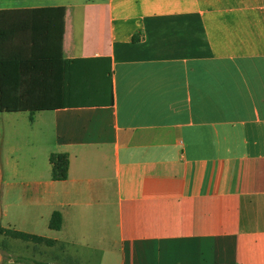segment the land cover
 <instances>
[{
  "label": "crops",
  "instance_id": "0c3cea01",
  "mask_svg": "<svg viewBox=\"0 0 264 264\" xmlns=\"http://www.w3.org/2000/svg\"><path fill=\"white\" fill-rule=\"evenodd\" d=\"M57 6L72 99L30 117L29 176L0 139V264H264V0H0L9 23Z\"/></svg>",
  "mask_w": 264,
  "mask_h": 264
},
{
  "label": "trees",
  "instance_id": "16d2710c",
  "mask_svg": "<svg viewBox=\"0 0 264 264\" xmlns=\"http://www.w3.org/2000/svg\"><path fill=\"white\" fill-rule=\"evenodd\" d=\"M35 16L27 20L9 23L3 19L0 11V109L2 112H30L53 110L67 106L71 101L68 89L70 77L69 63L64 59L62 42L64 33L65 7L40 8ZM16 30L28 33L27 46L21 51L9 50L14 45ZM43 37L53 43L50 52H39ZM138 39V34L133 41ZM41 40V41H40ZM55 52V53H54ZM52 166V178L64 180L69 172V155L66 152H53L49 157ZM62 218L58 211L52 214L51 228H59ZM6 235L23 239L40 240L43 237L15 230H4ZM30 264H48L32 260Z\"/></svg>",
  "mask_w": 264,
  "mask_h": 264
},
{
  "label": "rangeland",
  "instance_id": "374dc122",
  "mask_svg": "<svg viewBox=\"0 0 264 264\" xmlns=\"http://www.w3.org/2000/svg\"><path fill=\"white\" fill-rule=\"evenodd\" d=\"M0 119V139L2 140L1 158L5 161V178L12 174L11 164L18 178H25L33 172V167L40 168L44 158V143L37 138L30 120V112H3ZM22 253H26L22 251ZM4 260V259H3ZM36 261H43L36 259ZM6 263V259L4 260ZM44 262V261H43Z\"/></svg>",
  "mask_w": 264,
  "mask_h": 264
}]
</instances>
